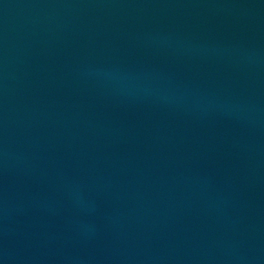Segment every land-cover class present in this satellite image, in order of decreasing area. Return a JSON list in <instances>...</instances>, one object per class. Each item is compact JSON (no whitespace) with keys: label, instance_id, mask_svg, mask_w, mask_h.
<instances>
[{"label":"water","instance_id":"obj_1","mask_svg":"<svg viewBox=\"0 0 264 264\" xmlns=\"http://www.w3.org/2000/svg\"><path fill=\"white\" fill-rule=\"evenodd\" d=\"M0 264H264V0H0Z\"/></svg>","mask_w":264,"mask_h":264}]
</instances>
